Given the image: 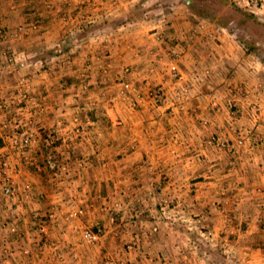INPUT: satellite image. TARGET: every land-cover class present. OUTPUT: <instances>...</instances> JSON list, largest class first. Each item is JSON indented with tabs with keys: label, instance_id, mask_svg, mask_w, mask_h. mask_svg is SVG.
Here are the masks:
<instances>
[{
	"label": "crops",
	"instance_id": "0c3cea01",
	"mask_svg": "<svg viewBox=\"0 0 264 264\" xmlns=\"http://www.w3.org/2000/svg\"><path fill=\"white\" fill-rule=\"evenodd\" d=\"M146 1L0 0L7 47L32 64L9 67L0 51V103L12 110L0 111V162L8 158L18 186L33 189L26 200L0 196V244L2 219L23 227L4 246L3 264H264V116L250 107L258 100L264 108V65L251 66L259 54L244 52L234 34L192 37L199 22L185 6L165 15ZM153 29L181 44L180 84L190 87L183 104L173 103L178 85ZM204 69L210 77L194 83ZM125 82L144 105L131 107L135 93L120 99ZM155 89L167 95L159 105L146 97ZM212 92L225 96L218 109ZM9 116L41 128L28 161L9 144ZM51 134L56 172L44 162ZM77 210L84 214L70 218ZM35 213L54 218L43 230ZM86 229H102L101 240L86 244Z\"/></svg>",
	"mask_w": 264,
	"mask_h": 264
},
{
	"label": "built area",
	"instance_id": "2783aa9c",
	"mask_svg": "<svg viewBox=\"0 0 264 264\" xmlns=\"http://www.w3.org/2000/svg\"><path fill=\"white\" fill-rule=\"evenodd\" d=\"M119 2V0H113L114 2ZM131 2H139L143 0H127ZM236 6H238L242 11L247 12L248 14H251L253 16L258 17L259 14H264V0H242L241 2L234 3ZM93 22H91L92 24ZM208 27L203 23H198L197 28L193 29L191 32V36H200L204 31H206ZM20 31H22V28H19ZM82 31V28L80 29ZM151 36L156 41V43H159L161 45H165L166 48V55L162 57L161 60L164 61L167 68V73L169 74L170 78L176 82L178 85L177 88H174V93L172 95L173 97V103L177 104H183L184 101L187 99L190 87L185 84H180L182 82V73L180 72L178 61L180 60L182 56L181 52V44L179 42L171 44L170 41L166 40L162 33H160L157 29H153L150 31ZM213 36V35H209ZM11 37L8 35V32L0 29V51L1 56L4 57V59L7 61V64L9 67L16 66L21 70L28 69L31 67V58L27 55H17L15 52L11 51L7 45L10 43L9 39ZM166 59H163V58ZM258 65H261L256 60L251 61V66H255L257 68ZM127 72H130L129 68L126 69ZM211 72L210 70L204 69L201 74L196 73L193 77V82L196 83L201 80V78H207L210 77ZM175 84V85H176ZM135 93L137 95L136 99L131 102V107L134 109H137L140 105H144L143 99L145 98V95H142L140 91L136 88V85H134L131 82H125L122 84L121 90L119 92L120 99H126L128 94ZM146 97L150 99L155 105H159L161 102H163L165 99H167V95L162 89H155V90H149L146 93ZM250 92H246V95L244 98L246 100L250 99ZM24 98L27 99V96L24 95ZM238 100V97H234L231 101H229V108L233 109L235 107L234 103ZM208 101L210 105L213 108L218 109L225 101V96L221 94L220 92H212L210 95H208ZM250 107L256 117V119H261L262 116H264V108H261V103L258 100H254L253 102H250ZM260 110V111H259ZM0 111H3L4 114H10L12 111L10 107H8L5 103H0ZM261 112V113H260ZM42 112H39L38 114H41ZM239 112H232L231 113V119L232 123H235L239 120L238 118ZM12 117V116H9ZM10 126L12 133L9 135V144L10 146L16 151V153L23 158V160L28 161L29 159L25 157L26 152L30 150V148H40L39 146V137L41 135V128L38 127V124L36 121H33L32 119H29L27 122L19 118L12 117L10 119ZM75 134L77 137H79L82 134L81 128L78 127L75 131ZM235 135L238 136V139L235 142V146L237 148L244 147L245 144V137L242 132L239 130L235 131ZM57 141V138L54 134H51L50 136L46 137L43 144L45 148L47 149V153H45L44 162L49 170L51 171H58L61 168L60 164V157L55 152L54 145ZM73 142H77L76 140ZM223 145V144H222ZM64 169V168H63ZM16 170L12 167L10 161L8 158H5V160H2L0 162V174L4 176V180L2 182V185L0 187V196L7 198V199H18L20 196H26L28 197L30 195V186L26 185L24 188V191L22 193L21 188L18 186L15 178ZM29 193V194H28ZM36 214V213H35ZM84 214L83 210H77L69 214V217L74 219L82 216ZM11 215V214H10ZM35 218L37 221H39V225H41L42 229L44 230L46 226H48V219H53L54 215L51 213L48 215V219L46 216L41 217L39 213L35 215ZM16 230H13L15 232ZM83 241L86 244L89 245H95L97 244L102 236L103 231L102 229H86L81 234ZM25 254H30V250H26ZM105 264H114L112 261H106Z\"/></svg>",
	"mask_w": 264,
	"mask_h": 264
},
{
	"label": "rangeland",
	"instance_id": "374dc122",
	"mask_svg": "<svg viewBox=\"0 0 264 264\" xmlns=\"http://www.w3.org/2000/svg\"><path fill=\"white\" fill-rule=\"evenodd\" d=\"M156 1L157 0H147L145 2V5H147V3H148V5H150V2L152 3V5H155ZM173 1H176V2H174V5L185 6L187 8V10L190 11V14H192V16L194 17V19L197 22L203 23L208 27V29L206 31H204L202 34H206V35L211 34L213 36L214 35L217 36L219 34H228V35L234 34L235 36H241L243 38L239 39V37H238V39H237L238 41L237 40L236 41L239 42L238 45L243 49L244 52L247 51V49L249 48L248 45L252 41L250 36L252 35V37L254 39L258 38L259 39V46H256V48L262 49V51L259 52V63L261 65H264V62H262L260 59V58H262V59L264 58V28H262L261 25L254 23L253 21H251L249 24H246V22H244V20H243V17H241V15L237 12V10H235L232 7V6L238 7L234 3L233 4L231 3L232 5H216V4L210 5L211 7L213 6V8L215 9V12H212V13L209 12L210 14H206V16H202L203 14L198 12L199 10L194 11L193 8H191V6H190V5H192L191 0H173ZM170 11H173V10L171 9ZM170 11H168V12L164 11V14L166 15ZM160 17H162L161 14H160ZM258 18H259V20L264 21V14L263 15L259 14ZM225 20H229V21H233V22L231 23V25H228L225 22ZM157 24H159V22H157ZM166 34L167 33L165 32V35ZM234 112H236V111H234ZM235 138L238 139V136L236 135ZM14 174L16 175L17 173L15 172ZM0 175L2 176V181H3L4 176L2 174H0ZM26 185L30 186V188H31L30 195H31L33 192L32 186L30 184H26ZM26 185H23L22 187H20L22 193H23ZM24 198L26 200L25 196H24ZM10 200H12V199H10ZM5 215L6 214H4V216ZM33 219L36 220L35 217H33ZM45 219H47V218H45ZM14 220L15 219H13V218L2 219L1 227L3 229V232H6V237L2 238L1 244H0V264H3V262L6 261V259H7L5 256V255H7V254H5L6 251L10 250V246H12L13 243L16 241L15 237L20 234L19 230H21L23 228V227H21L22 224H20V223H22V222H20V220H15V221ZM13 230H16V231L13 232ZM0 237H2V234H0ZM8 244H9V246H8L9 250L7 248H4V246H6ZM19 250H20V252H22L23 255H30V254H25L26 249L22 250L20 248Z\"/></svg>",
	"mask_w": 264,
	"mask_h": 264
},
{
	"label": "trees",
	"instance_id": "16d2710c",
	"mask_svg": "<svg viewBox=\"0 0 264 264\" xmlns=\"http://www.w3.org/2000/svg\"><path fill=\"white\" fill-rule=\"evenodd\" d=\"M174 2H176V1H173V0H157L155 5H161L162 8L164 9V11L168 12V11H170L171 9H173V8H175L177 6V5H174ZM191 2H192V5H190L191 8H193L194 11H198L199 10L198 12L203 14L202 16H206V14H210L212 12H215V9L213 8V6L211 7L210 5H215V4L216 5H232L229 0H191ZM232 7L235 10H237V12L241 15V17H243V20H244V22H246V24H249L251 21H253L254 23H257L258 25H261L262 28H264V21L259 20L258 17L253 16L251 14H248L245 11L244 12L241 11L239 9V7H235V6H232ZM138 16L142 17L143 16V12L138 14ZM225 22L228 25H231V23L233 21L225 20ZM95 30H97V29H95V27H93L91 29V33L95 32ZM238 37H239V39L243 38L241 36H238ZM250 38H251L252 41L248 45L249 48L247 49V52L248 53L256 52V53L259 54V52H261L262 49L261 48H256V45H255L256 40L252 37V35L250 36ZM217 257H219V256L217 255Z\"/></svg>",
	"mask_w": 264,
	"mask_h": 264
}]
</instances>
